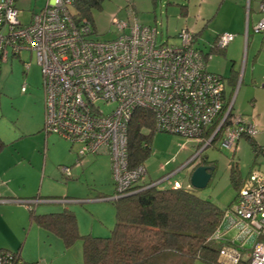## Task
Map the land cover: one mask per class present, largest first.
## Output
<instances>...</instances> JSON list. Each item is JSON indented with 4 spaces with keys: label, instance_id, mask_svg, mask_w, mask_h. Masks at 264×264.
<instances>
[{
    "label": "rangeland",
    "instance_id": "obj_1",
    "mask_svg": "<svg viewBox=\"0 0 264 264\" xmlns=\"http://www.w3.org/2000/svg\"><path fill=\"white\" fill-rule=\"evenodd\" d=\"M177 1L187 4L186 15L181 14L179 5H167L165 0L156 5L152 0H104L101 8L92 12L96 27L93 37L111 40L118 35L113 15L121 19L133 15L156 27L158 44L180 45L179 33L192 32L194 45L205 53L219 34H232L234 39L223 53H210L207 69L224 78L233 114L257 123L253 139L264 145V35L254 31L264 17L262 0ZM46 3L16 0L19 19L29 23L32 13L39 12ZM68 8L74 12L73 5ZM232 74L234 82L229 81ZM101 107L109 109L105 104ZM0 138L5 143L0 153V250L20 251L26 262L85 264L81 239L67 247L55 232L31 221L30 210L39 214L68 208L76 214L82 235H110L115 224L114 204L96 198L114 194L111 159L108 154L80 156L77 150L81 144L71 146L70 141L48 132L43 74L35 52L23 50L19 56L0 63ZM250 141L240 137L233 153L219 137L198 149L197 138L157 131L144 163V177L157 183L168 175L160 186L170 187L176 181L188 186L186 164L201 153L200 158L214 162V172L205 188L193 189L200 197L225 208L236 195L230 181L231 166L242 177L250 169L264 171V153L255 151ZM64 166L70 168V177L63 172ZM36 195L49 202L35 205L23 200ZM195 264L205 263L197 260Z\"/></svg>",
    "mask_w": 264,
    "mask_h": 264
},
{
    "label": "built area",
    "instance_id": "obj_2",
    "mask_svg": "<svg viewBox=\"0 0 264 264\" xmlns=\"http://www.w3.org/2000/svg\"><path fill=\"white\" fill-rule=\"evenodd\" d=\"M72 2L47 0L24 24L16 0H0V63L23 50L36 53L48 132L81 144L80 156L109 154L115 185L111 200L130 194L129 189L146 174L144 165L130 168L128 162V122L137 107L154 113L157 131L197 138L204 147L219 135L234 153L240 137L254 138L257 124L233 114L232 101L226 106L224 78L207 69L192 32L180 33V45L158 44L156 27L133 15L122 19L113 15L118 35L100 40L93 37L90 20L75 21L68 8ZM260 10L264 13V0ZM254 31L264 35V17ZM233 39L230 33L219 34L215 45L224 48ZM214 124L215 129L204 136ZM62 170L71 176L69 167ZM226 217L232 218L229 228L236 231L220 250L219 262L239 264L245 259L249 264H264V171L249 172ZM223 235L218 229L214 238L225 240ZM250 239L253 243L244 257L242 249ZM0 264L42 263L0 250Z\"/></svg>",
    "mask_w": 264,
    "mask_h": 264
},
{
    "label": "trees",
    "instance_id": "obj_3",
    "mask_svg": "<svg viewBox=\"0 0 264 264\" xmlns=\"http://www.w3.org/2000/svg\"><path fill=\"white\" fill-rule=\"evenodd\" d=\"M103 1L73 0V18L77 22L83 18L90 20L95 33L92 12L100 9ZM152 1L156 5L160 0ZM165 1L167 5H179L181 14H187V4H181L177 0ZM215 41L209 52L200 50L205 60H208L212 52L225 51L226 47L218 48ZM234 78L232 74L229 81L234 82ZM228 103L229 99L226 97V106ZM211 129L204 136H209ZM156 132L154 113L137 107L128 122L130 168L144 165L151 153V143ZM218 137L220 136L217 135L213 141ZM245 137L253 142L255 151L264 152V147L259 149L260 146L253 138ZM72 145L74 144L71 143ZM202 145L199 142L197 148ZM4 147L5 143L0 138V153ZM197 161L214 165L213 161L203 156H199ZM193 162L196 161L191 163ZM144 176L129 189L130 194L110 200L115 207V224L108 236L79 233L76 214L69 209L39 214L31 209L30 220L48 231L55 232L67 247L81 239L85 264H195L197 260L205 264H221L220 250L228 242L215 239L214 234L218 229L222 230L221 223L225 213L234 204L245 177L240 174L237 176L231 166L230 181L236 189V195L228 206L222 208L213 201L200 197L191 186L185 187L181 184L180 187H175L173 183L170 187H162L155 183L156 180H147ZM19 252L16 253L20 255ZM239 264H249V261L242 259Z\"/></svg>",
    "mask_w": 264,
    "mask_h": 264
},
{
    "label": "crops",
    "instance_id": "obj_4",
    "mask_svg": "<svg viewBox=\"0 0 264 264\" xmlns=\"http://www.w3.org/2000/svg\"><path fill=\"white\" fill-rule=\"evenodd\" d=\"M188 11V10H187ZM95 28V32H96V27H94ZM115 38V37H114ZM113 39V38H112ZM196 47V46H195ZM198 48V47H197ZM251 122H253V121H251ZM254 123V122H253ZM257 124V123H256ZM245 137V136H244ZM246 138V137H245ZM248 139V138H247ZM254 140V139H253ZM255 141V140H254ZM256 143H257V145L258 146H260L259 147V149L261 148V147H264V145H261L259 142H257V141H255ZM237 144H238V142H237ZM261 152V150H258V152ZM262 153H264V152H262ZM198 154V153H197ZM196 154V155H197ZM195 155V156H196ZM194 156V157H195ZM194 157H192V158H194ZM213 166V165H212ZM65 167V166H64ZM189 170V169H188ZM252 169H250L249 171H248V173L244 176V177H246L248 174H249V172L251 171ZM166 179H168V175L166 176V177H163L162 178V181H164V180H166ZM161 181V182H162ZM176 182H178V181H176ZM179 183V182H178ZM188 183H189V181H188ZM188 186H190V183L188 184ZM185 187H187V186H185ZM114 194H115V188H114ZM114 194L112 195V196H108V195H102L103 197H100L101 195H99V196H97V198L96 199H98V200H111V198L114 196ZM23 200H25V202L26 203H32V204H37V203H42V202H49V200H45L44 198H38L37 196L34 198V196L33 197H30V198H28V199H23ZM24 202V201H23ZM65 202V201H64ZM68 209V208H67ZM233 222V220H232V218L231 217H226L225 219H224V221L222 222V232H223V236L225 237V240H227V241H229V240H231L233 237H234V233H235V231L236 230H234V229H230L229 228V226H230V224ZM226 225H228V227L227 228H225V226ZM239 241H240V238H238L237 239V241H236V244H239ZM250 241H252V243H253V239H250L246 244H245V246H244V249L245 250H243L242 249V252H243V256L244 257H246V255H248V251H249V249L251 248V246H252V243H250Z\"/></svg>",
    "mask_w": 264,
    "mask_h": 264
},
{
    "label": "water",
    "instance_id": "obj_5",
    "mask_svg": "<svg viewBox=\"0 0 264 264\" xmlns=\"http://www.w3.org/2000/svg\"><path fill=\"white\" fill-rule=\"evenodd\" d=\"M199 156L196 155L192 158L189 162V166L187 165V175L190 186L195 189H203L205 188L211 178H212V171H214V167L208 164H202L201 162L197 161ZM192 161H196L191 163Z\"/></svg>",
    "mask_w": 264,
    "mask_h": 264
}]
</instances>
